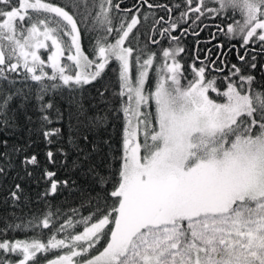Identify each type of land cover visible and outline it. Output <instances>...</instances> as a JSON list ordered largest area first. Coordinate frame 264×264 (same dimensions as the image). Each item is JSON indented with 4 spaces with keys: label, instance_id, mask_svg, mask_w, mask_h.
Returning a JSON list of instances; mask_svg holds the SVG:
<instances>
[{
    "label": "snow or ice",
    "instance_id": "1",
    "mask_svg": "<svg viewBox=\"0 0 264 264\" xmlns=\"http://www.w3.org/2000/svg\"><path fill=\"white\" fill-rule=\"evenodd\" d=\"M121 3L0 0V264H264V0Z\"/></svg>",
    "mask_w": 264,
    "mask_h": 264
},
{
    "label": "trees",
    "instance_id": "2",
    "mask_svg": "<svg viewBox=\"0 0 264 264\" xmlns=\"http://www.w3.org/2000/svg\"><path fill=\"white\" fill-rule=\"evenodd\" d=\"M55 3H60L62 4L64 2V0H54ZM117 2H120V0H117ZM178 3L179 0H149V3H159V4H168V3ZM134 6H139V0H122L121 3V7L122 8H133ZM142 12L147 11L146 6L144 8L141 9ZM159 15H165L164 12L159 11L157 13V16ZM236 19H239V16L235 17ZM165 19H167V16L165 15ZM141 21L142 23H144L145 27L149 26V23H146L143 21V18L141 17ZM215 23H219L218 20H214V19H208L204 21V24H215ZM165 27L167 25H164ZM139 27V25L137 26ZM200 28H204L203 24L200 25ZM214 27H209V28H204L203 31H200L199 29H197V31L199 32L198 36H194L191 34V32L187 33L189 35H187L186 37H182V42L183 45L186 48V54H182L185 55V61L187 63H191V59L194 57V55L196 54L197 49H199V55L200 58L203 59L207 49H211V53L210 56L212 58H215V56L218 54L217 50L215 48V44L217 43H221L223 42L222 38H217L215 40H211L212 38V33L214 32ZM135 31V30H134ZM178 33V32H177ZM179 34V33H178ZM157 39H159V37H156ZM237 38H234L232 40V44L235 45V47H239V44L236 42ZM200 41H210L207 44L204 43H198ZM83 43L84 46L87 49H90L91 44L89 43V36L84 35L83 37ZM164 47H168V44L165 43L163 45ZM153 50H155L154 46H153ZM260 58L258 57V60ZM228 60L231 63H237V59L234 53H230L228 56ZM239 66V65H238ZM259 64H258V68L257 70H252L251 74L256 76L257 80H260V74H259ZM107 71V77H106V81H110L113 85H115V74L112 73L111 71ZM97 87H99V85H97ZM91 91V90H90ZM115 124V129L112 132L113 135V139L117 142L116 143V147H119V140H120V136H121V129H122V120L118 119L116 121H114ZM45 146L43 144L42 141L38 140L37 144L35 146V151L38 153L39 158L41 160H43V152L45 151ZM61 178H66L65 176L61 175ZM75 178V177H74ZM10 181L9 182H5L3 184L2 187H0V199L3 198L5 191L7 189V187H9ZM41 188H36L33 187L32 191L33 193L41 191ZM48 204H51L53 206V211H55L56 209H60L63 213H68L70 211V209L72 208H79L80 205L82 203H84L83 200V196L81 195H77L74 193H71L70 191H63L61 194H58L54 199H50L48 202ZM46 210V204L45 203H33V204H29L27 207L23 208V212L20 213L18 212L17 215L22 216L23 221L26 223L28 220L32 219V216H39L41 215V213H43ZM8 209L3 206L2 204H0V217H3L6 213H7ZM81 212L84 215H87V212L84 211V209H81ZM18 223L20 221H17ZM28 235L30 236H40L42 239H46L50 234V230L49 229H32L31 227H28L24 230ZM13 235H16V233H13ZM17 238H23V235L17 236ZM54 254L53 253H49L46 255L45 259H41L40 264L47 261V259L53 258Z\"/></svg>",
    "mask_w": 264,
    "mask_h": 264
},
{
    "label": "flooded vegetation",
    "instance_id": "3",
    "mask_svg": "<svg viewBox=\"0 0 264 264\" xmlns=\"http://www.w3.org/2000/svg\"><path fill=\"white\" fill-rule=\"evenodd\" d=\"M217 29L215 28L214 29V32L216 31ZM173 35H178V33L177 32H175V33H173ZM187 35H189V34H185L183 37H186ZM213 38H211V40H212ZM212 56V55H211Z\"/></svg>",
    "mask_w": 264,
    "mask_h": 264
},
{
    "label": "rangeland",
    "instance_id": "4",
    "mask_svg": "<svg viewBox=\"0 0 264 264\" xmlns=\"http://www.w3.org/2000/svg\"><path fill=\"white\" fill-rule=\"evenodd\" d=\"M54 258V257H53ZM50 259H52V258H50ZM41 264H46V261L45 262H43V263H41Z\"/></svg>",
    "mask_w": 264,
    "mask_h": 264
}]
</instances>
